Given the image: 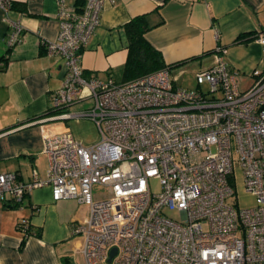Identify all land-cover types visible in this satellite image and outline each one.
Instances as JSON below:
<instances>
[{
  "label": "built area",
  "instance_id": "built-area-1",
  "mask_svg": "<svg viewBox=\"0 0 264 264\" xmlns=\"http://www.w3.org/2000/svg\"><path fill=\"white\" fill-rule=\"evenodd\" d=\"M105 1L78 7L57 0V38L45 43L66 65L47 120L89 117L98 140L83 145L69 130L44 129L45 178L2 172L0 198L9 194L20 204L31 189L49 185L54 200L85 204L88 215L71 234L83 238L86 264H264V69L254 68L252 84L241 89L226 48L217 46L213 63L195 72L196 88L177 84L168 67L128 81L85 78L82 52ZM13 2L0 0V10L7 14ZM13 26L8 46L18 41L20 27ZM255 39L264 46L263 32ZM75 104L81 108L69 111ZM234 154L255 200L247 208L233 197ZM97 185L108 195L96 198ZM17 228L28 236L29 219L21 217Z\"/></svg>",
  "mask_w": 264,
  "mask_h": 264
},
{
  "label": "crops",
  "instance_id": "crops-1",
  "mask_svg": "<svg viewBox=\"0 0 264 264\" xmlns=\"http://www.w3.org/2000/svg\"><path fill=\"white\" fill-rule=\"evenodd\" d=\"M13 1L7 14L0 10V173L16 172L28 181L35 172L44 179L48 159L43 130H68L67 119L47 120L46 111L50 94L66 73L62 57L48 53L45 45L57 38L58 3ZM64 3L78 6L76 0ZM142 14L150 25L144 37L170 65L176 83L183 73L210 66L217 46L226 48L224 59L241 89L252 84L254 68L264 69V46L256 39L238 38L264 33V0H106L82 52L85 78L122 81L128 53L124 24ZM13 24L20 27L18 41L8 46ZM79 108L75 104L68 110ZM98 137L79 141L90 145ZM12 204L9 194L0 198V264H61L62 256L81 264L83 238L72 235L71 228L87 217L85 204L72 198L54 200L49 185L31 189L20 204ZM21 217L29 219L31 231L23 243L17 228Z\"/></svg>",
  "mask_w": 264,
  "mask_h": 264
},
{
  "label": "trees",
  "instance_id": "trees-1",
  "mask_svg": "<svg viewBox=\"0 0 264 264\" xmlns=\"http://www.w3.org/2000/svg\"><path fill=\"white\" fill-rule=\"evenodd\" d=\"M84 0H76L78 7ZM79 3H81L79 5ZM150 27L144 14L132 17L124 24V29L128 38V53L125 63L122 66V81H128L144 74L154 72L164 67H170L166 64L162 54L154 48L144 37V33ZM259 32H255L245 37L240 35V41L255 39ZM49 112L47 111V114ZM15 203V202H14ZM15 204H12L14 207ZM31 232V231H30ZM31 234V233H30ZM25 237H22V243ZM61 264H73L68 256L61 257Z\"/></svg>",
  "mask_w": 264,
  "mask_h": 264
},
{
  "label": "rangeland",
  "instance_id": "rangeland-1",
  "mask_svg": "<svg viewBox=\"0 0 264 264\" xmlns=\"http://www.w3.org/2000/svg\"><path fill=\"white\" fill-rule=\"evenodd\" d=\"M179 85L187 88H196L197 83L195 80V74L185 72L182 75V78L178 81ZM204 88V85L202 86ZM242 87V85H241ZM79 104H76L78 107ZM86 104L84 107H87ZM81 108V106H79ZM67 121V129L72 133V135L83 143H88L93 141L98 137V126L96 122L89 118V117H80V118H69ZM99 138V137H98ZM232 166H233V173H234V182H235V192L236 194L233 196L236 205L238 208H247L253 206L255 204V200L253 195L248 193L245 190L244 180H243V173L242 168L240 166V162L238 160L237 154H234L232 157ZM149 186L152 192H157L159 190V183L157 179L150 178L149 179ZM93 193L96 198L107 196L109 191L108 188L102 186H94ZM166 214L178 218L177 213L175 211L166 210ZM81 260V264H86L85 260ZM96 264H110L106 260L99 261Z\"/></svg>",
  "mask_w": 264,
  "mask_h": 264
},
{
  "label": "water",
  "instance_id": "water-1",
  "mask_svg": "<svg viewBox=\"0 0 264 264\" xmlns=\"http://www.w3.org/2000/svg\"><path fill=\"white\" fill-rule=\"evenodd\" d=\"M116 253V247L111 248V250L109 251V258L108 260Z\"/></svg>",
  "mask_w": 264,
  "mask_h": 264
}]
</instances>
